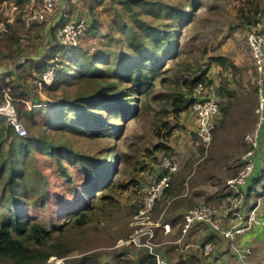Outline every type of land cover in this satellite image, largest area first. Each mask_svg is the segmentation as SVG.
<instances>
[{"label":"trees","instance_id":"16d2710c","mask_svg":"<svg viewBox=\"0 0 264 264\" xmlns=\"http://www.w3.org/2000/svg\"><path fill=\"white\" fill-rule=\"evenodd\" d=\"M2 1L0 0V4ZM5 1L13 2L21 8L30 0ZM93 1L79 0L80 4L76 6L68 5L66 16L62 17L60 14L46 36L43 35L44 21L34 22L26 27L19 18L7 25L4 34H0V68L4 60L13 61L14 66L13 73H0V106L9 99L24 130L26 126L30 131V124L35 121L36 115L43 116L41 136L34 134L27 136L25 133L23 137H19L7 123L6 118L0 115V264H46L50 257L62 258L68 264H99L96 261L88 262L91 258L74 261L75 258L71 257L76 255L83 242L86 243V231L102 217L106 219L114 213L108 211L118 209L121 204L116 197L131 186L135 188L138 186V182L131 180L129 175L126 181L117 178L122 166L129 168L132 165L131 159L117 154L113 145L120 127L138 119L142 113H147L151 103H162L163 100H166L165 104L170 107L169 112L166 111L163 115L169 113L174 119H179L182 113L189 111L195 101L193 95L197 86L206 87L213 83L208 75L210 63L215 62L223 69L237 70L233 62H227L222 56H207V62H203L202 67L200 64L197 65L193 73L196 74L192 76L191 63L187 59H181L190 52L185 54L180 52L181 47L175 38L178 28L173 29V26L167 31L161 27L159 29L149 27L141 40L137 39L127 25H120L116 29L109 26L108 34L100 36L102 43L99 45L103 44V40L109 41L107 44L116 46L117 51L106 52L101 50L100 46L89 48L90 44L84 41L98 35L97 26L100 24L96 19V10H93L97 9ZM245 1L249 6L247 12L240 13L242 18L239 26H246L251 30L252 25L264 19V0ZM81 4L83 9L79 7ZM169 7L171 9V6ZM179 12L182 15H178ZM170 14L175 19L186 13L174 5V11ZM2 19L0 13V21ZM79 20H84L85 28L76 45L61 44L57 38L58 31L64 25ZM122 32L126 34L123 39L120 37ZM43 39L46 40L45 45ZM33 47L38 49L30 51L29 48ZM38 51L40 56L36 55ZM206 53L204 45L200 52L202 61ZM173 61L176 69L171 72L166 65ZM51 67L54 71L52 82L50 85L43 84V90L47 93H65L68 87H76L77 91L72 98L59 96L61 99L58 97L56 102L43 106L41 110H33L30 105L35 106L40 100L32 91L37 89L41 74ZM79 67L81 70L79 69L75 77L74 72ZM168 73H171L170 77L167 76ZM156 83L165 88H170V84L173 83L175 90L168 94H157ZM215 89L219 97V115L222 117L226 114L231 100L236 97V93L231 89L229 80L222 75L219 76ZM70 114L73 117H70ZM174 127L165 120L160 123L159 129L166 130L165 140L171 135ZM48 129L57 133L61 130L77 133L95 142V149L93 153L84 154L74 152L65 144H51L45 137V131ZM33 145L38 146L39 153L54 159L61 177L69 183L66 194H78L81 203L54 227H45L22 212L31 194H36L34 203L44 207L49 188L47 178L38 170L35 169L33 180H30L29 172L24 173L16 164V161L27 159ZM156 148L166 155L171 154V149L165 143L161 142ZM64 159L81 168L80 180L75 187L73 185L75 181L68 174L67 167L63 165ZM260 173L261 177H264V168ZM164 174L166 172L159 170L157 177ZM236 174L234 173L232 178ZM259 182L258 177L248 180L243 190L244 206H248L251 201L256 203ZM181 189L176 173L170 175V186L156 202L154 213L162 210L160 208L162 202L170 205L169 198L179 195ZM229 194H231L229 190L220 192L218 198ZM64 198L61 197V200ZM96 202L101 205H95ZM197 206L199 205L193 203L185 212ZM199 226L211 233H207L206 239L202 241L199 258L191 255L184 259L178 252H175L177 256L165 255L164 248L166 252H172L168 246L157 248V252L164 253L163 258L170 264H175L173 258L177 257L176 264H204L208 258L216 260L215 254L217 255L220 243L223 244L222 239H225L205 224ZM159 240L156 239V242H160ZM206 244L214 247L209 256H204L203 247ZM171 248L175 250L173 246ZM141 257L143 263L155 264L153 257L145 249Z\"/></svg>","mask_w":264,"mask_h":264},{"label":"rangeland","instance_id":"374dc122","mask_svg":"<svg viewBox=\"0 0 264 264\" xmlns=\"http://www.w3.org/2000/svg\"><path fill=\"white\" fill-rule=\"evenodd\" d=\"M93 3L97 7L93 10H96V19L100 24L97 26L98 35L91 36L84 41L90 44L91 47L89 48L100 46L99 44L102 43L100 36L108 34L107 27L109 28V26L116 29L120 25H127L138 40L145 37L149 27L157 29L161 27L162 30L167 31L173 26V29L178 28L175 38L181 47L180 52L183 54L190 52L188 56L184 55L181 59H187L191 63L192 76L196 74L193 73L197 65L200 64L202 67L203 62H207V56H222L227 62H233L237 67V70L223 69L215 62L210 63L209 77L215 78L216 81L219 80L221 75L226 77L229 80L230 87L235 91L238 101L233 100L230 102L231 108L228 116V118H234L236 122L228 119L226 125L223 123L221 126L222 117L220 114L217 119V125L219 126L207 149L204 148L195 135V120L188 110L182 113L179 119H174L169 113L163 115L164 112H169L170 108L165 104L166 100H163L162 103H151L147 113H142L138 119L120 127L119 135L113 145L117 154L131 159L132 165L129 168L122 166L123 168L117 178L126 181L131 177V180L138 182V186L136 188L131 186L116 197L121 205L118 206L117 210L108 211L115 212L112 216L107 219L102 217L86 231V243L83 242L76 255L71 257L72 259L75 258L74 261L81 258H91L88 262L114 264L113 256L122 253L124 249L127 252V258L140 254L142 248H136L135 246L118 247V244L120 241L126 240L132 233V228L128 224L131 223L135 215L133 212L139 210V201L142 198L140 191L149 186L152 180L157 177V173L161 170L160 162L162 158L169 157L178 162L179 167L176 176L181 183V190L187 194H193L192 196L196 197L198 194L210 193L217 189L219 192L228 190L226 181L238 172L240 168L239 158L247 150L243 140L248 132L240 139L238 134L255 123L256 117L249 105L252 106L253 103L256 105L254 90L257 87V74L246 43V36L250 29L246 26H239L242 18L240 13L247 12L249 6L245 0H94ZM174 5H177L178 9H183L186 14L182 17L177 16L174 19L173 15L170 14L171 11H174ZM169 6H171V9ZM79 7L83 9L82 4ZM58 12V9H56L47 16L44 21L45 31L43 35L46 36L50 32V27L58 19V15H56ZM178 15H182V13L179 12ZM125 32L120 34L121 39L126 36ZM45 42L46 40H44L43 45H45ZM107 42L109 41L103 40L100 49L106 52H116L117 47H112ZM204 45L207 53L202 61L200 52L204 49ZM37 49V47L29 48L30 51ZM36 55L40 56V51ZM174 64L175 61L169 62L166 68L173 71L176 69ZM2 68H0V73H13V61L4 60ZM79 69L81 70V67L74 72L75 77L80 71ZM167 76L170 77L171 73H168ZM155 90L157 94H168L175 90V84L172 83L170 88H165L156 83ZM76 91V87H68L65 93H47L43 90V87H37L32 93L39 98L40 103L37 104L38 106L30 105V107L36 111L41 110L43 106L56 102L59 96L61 98L63 96L72 98ZM61 98L59 97V99ZM255 105L253 109H255ZM69 116L73 117L72 114ZM42 120L43 116L36 115L35 121L30 124V131L25 126L26 135L41 136ZM164 120L175 126L166 140L164 139L166 130L159 129L160 123ZM259 136V141L252 156L254 162L253 172H255L257 148L261 142H264V126ZM45 137L51 144H65L74 152L84 154L93 153L96 144L91 139L79 136L77 133L63 132L62 130L57 133L48 129L45 131ZM161 142L169 146L171 154L166 155L156 148ZM257 154L258 159L262 156L264 160V151L263 153L259 151ZM27 156V159L16 161V164L23 169L24 173L29 172L28 178L30 180H33L34 171L38 170L47 178L49 188L44 207L35 204L36 194H31L30 199L23 206L22 212L42 223L45 227H54L61 223L69 212L75 211L81 205L79 196L74 193L66 194L69 183L61 177L54 159L46 154L39 153L37 145L31 146L30 153ZM227 164L231 167L226 166ZM63 165L67 167L68 174L75 181L74 187L77 186L80 180V166L66 160ZM123 169L127 171L124 172ZM251 177L252 174L249 176V180ZM261 185L257 187V190L262 193L263 187ZM260 192L257 194L258 197L261 195ZM61 197L65 198L61 200ZM96 199L98 200V197ZM261 199L263 201L264 197ZM96 204L97 206L101 205L97 202ZM169 207L168 203L162 202L160 205V208L165 210L166 208L168 210ZM253 246L254 253L251 251L248 261H252L251 264H264L260 243L255 242ZM63 264L68 263L64 260Z\"/></svg>","mask_w":264,"mask_h":264},{"label":"built area","instance_id":"2783aa9c","mask_svg":"<svg viewBox=\"0 0 264 264\" xmlns=\"http://www.w3.org/2000/svg\"><path fill=\"white\" fill-rule=\"evenodd\" d=\"M64 3L65 0H39V2L30 0L28 4L20 8L13 2L3 0L0 4V13L3 17L0 21V34H4L7 25L14 23L18 18L26 27L34 22L45 21L49 14ZM84 28V20L68 23L58 31L57 38L61 44L75 46ZM246 43L257 74V108L255 110L257 122L244 137L243 142L247 150L239 158L240 168L236 176L226 181L227 189L231 194L221 198L216 206L199 205L188 211L183 216L181 226V235L184 236L192 225L196 223L205 224L230 243V247L239 262H246L251 255V249L244 247L240 242L242 235L257 227L264 229V218L257 216L258 206L253 207L247 215H244L240 210L243 188L254 170L252 156L264 121V19L254 24L246 36ZM53 75V67L43 72L41 79L37 82V87H42L43 84L50 85ZM193 98L195 101L189 112L194 116L195 135L207 149L212 142L213 132L217 126L219 97L212 83L206 87L197 86ZM0 115L6 118L7 123L17 136L23 137L25 135L24 127L9 99L0 106ZM160 167L166 174L156 177L149 186L140 191L142 198L139 201V210L130 223L132 233L126 240L120 241L118 247L135 246L142 248L153 257L155 264H170L156 250L160 245L156 242L157 230L163 229L164 232H169V226L161 222L163 213L154 217L153 212L156 202L163 197L164 192L170 186V175L175 174L179 166L175 159L164 157L160 162ZM224 219L230 221L227 228L221 227L220 223ZM213 249V245L206 244L203 247L204 256H209ZM63 261L62 258L50 257L46 264H63Z\"/></svg>","mask_w":264,"mask_h":264},{"label":"crops","instance_id":"0c3cea01","mask_svg":"<svg viewBox=\"0 0 264 264\" xmlns=\"http://www.w3.org/2000/svg\"><path fill=\"white\" fill-rule=\"evenodd\" d=\"M78 4H80L79 0H65V3L62 4L61 6H59V8H57L59 11L56 14V15H58L57 17H59L60 14L62 15V17L66 16L68 5H75L76 6ZM253 26L254 25H252L250 28L252 29ZM208 69L210 70V66ZM211 79L213 80V82L216 81L215 78H211ZM218 81L214 82L215 86L217 85ZM255 94H256V91H255ZM233 100L238 101V98L235 97L234 99L231 100V102ZM255 101H256V105L254 103L252 104V106L249 105V107L253 110L252 112H254V114H255V117H256L255 121H254L255 123H253L252 125L248 126V128L243 129L241 132H239L238 136L239 135L240 136L239 137L237 136L239 139L246 132L249 133L254 128V126L256 124L257 116L255 113V110L257 108V96L255 98ZM254 105H255V109H253ZM236 106H237V104H236ZM230 108L231 107L229 105V108L227 109L226 114H224V116H222V120L220 121L221 126L223 123H225V125H226L228 119L236 122V120L234 118H232V117L228 118V116L230 114L229 113ZM218 126L219 125H217L215 127V130L213 132V136H214V133H215L216 129L218 128ZM263 126H264V124H262V126H261L260 135H261V131L263 129ZM258 141H259V139H258ZM257 150H258V152L261 151V153H263L264 142H261V144H259ZM257 153L255 154V158H256L255 173L254 172L252 173L251 178L252 179L255 177L260 178V182L258 183V186L262 184L261 186L263 187V190H262V193L260 191L259 192L262 195V197H264V177H261V173H260V170L264 168V160H263L262 156H260V159H258ZM230 158H231V156H230ZM226 166H229V164H227ZM229 167H231V166H229ZM229 178H232V176H230ZM248 180H249V178H248ZM248 180H247V183H248ZM245 187H246V185L244 186V188ZM244 188H243V190H244ZM219 194H220V192L217 189V190L210 192V193L206 192L205 194L204 193L198 194L196 197L192 196L193 194H187L184 191L180 192L179 195L171 196L169 198V201H168V202H171L168 210L166 208V210L162 209L160 212L154 213V217H158L160 214L163 213V217H162L161 222H162V224H167L169 226V232H164L163 229L157 230V239L158 238L160 239L159 240L160 242H158L160 244L158 248L168 246V248H170V250L172 252H169V251L166 252L165 248L163 250H164L165 255H169V256H173V255L177 256V254L175 252H178V254H180L184 259L188 258L191 255L197 256L199 258L201 256L202 241H204V239H206L205 236H207V233L208 234H211V233L207 229L201 228V226H199V224H201V223H196V224L191 226L190 230L184 236H182L181 235V226H182L183 216H184V214H186L185 209H187L193 203L196 205L202 204L205 206H216L220 201V199L218 198ZM261 195H260V197H261ZM260 197L257 198L256 203H253L251 201L248 206H244L243 196H242L241 209H240L241 212H243L244 215H247L248 212L253 207L258 206L257 216L259 218H264V200L262 201V199H261L262 197L261 198ZM163 211H165V212H163ZM220 224H221L222 228H227L230 225V221L228 219H224L221 221ZM128 225L130 226V224H128ZM201 229H203V230H201ZM206 230H207V232H206ZM187 234H188V236H187ZM222 241H223V244L220 243L219 248L217 250V255L215 254V257H217V259L213 260L211 258H208L205 260L204 264H251L252 263V261H248V260L246 262H239V260H237V258L235 256L232 248L229 247L230 243L226 240H223V239H222ZM240 242L244 247H249L251 249V251H253V253H254L253 243L259 242L260 246L262 248L261 251L263 253V258H264V229H262L261 227H257L254 230H251L250 232L243 234L242 237L240 238ZM172 246L175 249L174 251L171 248ZM122 251L123 252L120 254H116L114 256L112 255L113 259H114V264H144V263L146 264L147 263V262L143 263V259L141 257V255L143 254V249H140L139 255L135 254V256L134 255L129 256L128 258L126 256L127 255L126 250L124 249ZM164 253L160 252L162 257H164L163 256ZM173 259H174L173 263L176 264L178 261V257L173 258ZM201 263H203V260Z\"/></svg>","mask_w":264,"mask_h":264}]
</instances>
